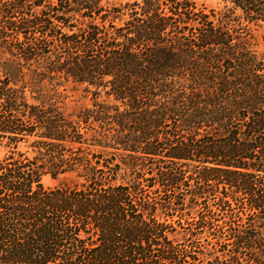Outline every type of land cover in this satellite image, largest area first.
Masks as SVG:
<instances>
[{"label": "trees", "instance_id": "obj_1", "mask_svg": "<svg viewBox=\"0 0 264 264\" xmlns=\"http://www.w3.org/2000/svg\"><path fill=\"white\" fill-rule=\"evenodd\" d=\"M220 1L0 0V264H264V0Z\"/></svg>", "mask_w": 264, "mask_h": 264}, {"label": "rangeland", "instance_id": "obj_2", "mask_svg": "<svg viewBox=\"0 0 264 264\" xmlns=\"http://www.w3.org/2000/svg\"><path fill=\"white\" fill-rule=\"evenodd\" d=\"M38 1V0H36ZM55 0H42V2H44V4L46 5H50V3L54 2ZM111 3L114 4H120V3H124L126 1H133V0H108ZM197 7L199 8V11H202L203 14H209L210 16L212 15H221L222 13H226L227 9L225 8V5L222 1L220 0H193ZM14 2V0H3V3L9 4ZM31 5V2L29 0L28 2ZM31 7V6H30ZM251 46L253 47V49L255 50L257 56L259 59H261V62L263 64L264 67V30L262 28L259 27H252V31L250 34V38L247 40ZM66 93L68 95L67 97V109L69 111H72L76 108H79L81 106L87 105L89 104L90 100L88 97L85 96V94L82 91V87L81 86H77L72 82L66 83ZM28 148L26 146H20V151H26ZM9 151V149L5 146H0V159L3 158L5 156V154ZM28 152H31V150L28 149ZM74 181H76V177L74 174H67V175H61L59 178L57 179H53L51 176L46 175L43 177V183L45 186L47 187H56V186H60L63 184H67V185H71L72 183H74ZM180 192L184 193L187 197L186 200L188 199V195L190 194V189L189 187H185L183 190L179 189ZM170 193V194H169ZM174 191L172 190V192H168V194L166 196H160V192L157 191V193H152V199L154 201H162V199L164 200H168L169 197L171 195H173ZM162 197V198H161ZM214 198L212 196V199L210 201H213ZM206 205V203L204 204ZM208 207V206H207ZM214 210H215V206H213L212 208H206L204 214L205 215H209L211 217H214ZM217 218H221V215H219ZM215 223H217V221H215ZM195 225L190 224V225H186L187 229H193ZM179 229V233L184 232L183 228H178ZM194 230V229H193ZM187 231V230H186ZM225 231V230H223ZM222 229L221 228H216L215 232L211 231L209 232V230H202L200 235L198 236L197 239V245L199 246H206V245H211V247H213V249L218 250V245H216L215 241H214V233H219L222 235ZM181 235V234H179ZM178 235V238H180V236ZM195 236V237H197ZM225 237V236H224ZM228 237V235H227ZM226 237V238H227ZM188 241L190 242L192 237H187ZM199 249V248H197ZM221 253V252H220ZM229 253V252H227Z\"/></svg>", "mask_w": 264, "mask_h": 264}]
</instances>
